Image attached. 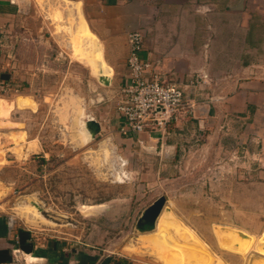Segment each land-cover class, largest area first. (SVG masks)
<instances>
[{"label":"rangeland","instance_id":"rangeland-1","mask_svg":"<svg viewBox=\"0 0 264 264\" xmlns=\"http://www.w3.org/2000/svg\"><path fill=\"white\" fill-rule=\"evenodd\" d=\"M64 4L26 0L2 37L0 77L12 91L0 93V213L49 236L137 264H160L146 252L131 255L125 247L145 251L138 240L150 232H139L136 222L163 197L162 210L207 245L210 264L264 259L258 249L264 237V142L253 126L254 114L210 113L209 98L198 96L190 98L196 103L193 114L170 123L161 139L119 132L118 89L98 83L86 65L71 57L66 33L58 32L48 16L52 6L65 16L70 8ZM102 57L105 61L103 52ZM70 99L81 107L79 119ZM87 118L101 130L84 143L78 129ZM155 136L157 141L149 140ZM30 205L40 219H27L23 212ZM100 206L107 210H93ZM219 227L238 230L252 242L240 254L224 250L216 241Z\"/></svg>","mask_w":264,"mask_h":264},{"label":"crops","instance_id":"crops-1","mask_svg":"<svg viewBox=\"0 0 264 264\" xmlns=\"http://www.w3.org/2000/svg\"><path fill=\"white\" fill-rule=\"evenodd\" d=\"M240 1L75 0L84 8L87 28L102 47L111 87L118 93L129 81L127 34L141 31L138 57L152 64L150 75L182 89L194 105L191 97H208L210 113L254 114L253 126L264 142V0ZM25 3L0 0V44ZM198 6L209 11L197 12ZM122 122L119 114V132ZM9 221L0 213V264H137L127 256ZM26 256L38 261L28 262Z\"/></svg>","mask_w":264,"mask_h":264},{"label":"bare ground","instance_id":"bare-ground-1","mask_svg":"<svg viewBox=\"0 0 264 264\" xmlns=\"http://www.w3.org/2000/svg\"><path fill=\"white\" fill-rule=\"evenodd\" d=\"M63 1L66 2L64 5L70 8L64 14L65 16H62L60 7L56 6H52V9L49 8L48 16L55 23L58 32L66 33L71 57L86 65L93 77H111V69L102 57V47L88 30L86 22L83 21L80 2ZM62 22L65 24H62ZM68 105L73 106V115L76 119H79L82 114L81 107L76 106L74 99H70ZM78 130L80 140L86 143V132L82 130V127ZM99 208L94 207L93 210ZM23 213L26 216L28 215L27 219L31 222L41 218L34 205L25 207ZM215 235L220 248L239 254L246 250L252 242L250 236H246L238 230L219 227L215 228ZM138 241L145 251H141L138 246L129 244L125 247L127 253L141 255L146 252L153 257L154 261L160 264H210L212 261L211 253L204 241L192 229L175 220L168 211L161 210L154 229L148 234H140ZM258 249L259 253L264 255V237L259 240ZM26 260L28 262L38 261V259L30 256H26ZM252 264H264V259H256Z\"/></svg>","mask_w":264,"mask_h":264},{"label":"built area","instance_id":"built-area-1","mask_svg":"<svg viewBox=\"0 0 264 264\" xmlns=\"http://www.w3.org/2000/svg\"><path fill=\"white\" fill-rule=\"evenodd\" d=\"M196 11L204 13L209 11V8L203 9L202 6H198ZM142 39L141 31H132L127 34L126 68L129 81L119 90L122 100L117 110L123 119L121 131L124 130L136 136L156 134L161 139L166 134V127L170 123H182L193 114L194 103L184 97L182 89L165 83L158 75H150L152 64L138 57ZM202 77V79L205 78ZM11 91L9 82L0 77V93ZM159 138L154 137L156 140ZM137 142L142 143L139 139ZM9 222L12 224L13 220L10 219Z\"/></svg>","mask_w":264,"mask_h":264},{"label":"water","instance_id":"water-1","mask_svg":"<svg viewBox=\"0 0 264 264\" xmlns=\"http://www.w3.org/2000/svg\"><path fill=\"white\" fill-rule=\"evenodd\" d=\"M243 0L240 1V5H242ZM100 75V74H99ZM98 83L103 86L111 85V77L98 76L96 77ZM82 130L87 134V142L91 141L95 135L100 132V125L93 118H87L81 124ZM164 203V198L161 197L154 201L147 209H145L136 222V229L139 232H150L155 227V222L157 217L159 216ZM99 211L107 210V207H101L97 209Z\"/></svg>","mask_w":264,"mask_h":264},{"label":"trees","instance_id":"trees-1","mask_svg":"<svg viewBox=\"0 0 264 264\" xmlns=\"http://www.w3.org/2000/svg\"><path fill=\"white\" fill-rule=\"evenodd\" d=\"M21 232H19V236H20ZM22 249L28 250V248L26 246L21 245Z\"/></svg>","mask_w":264,"mask_h":264}]
</instances>
